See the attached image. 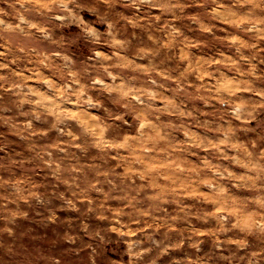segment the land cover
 <instances>
[{"label":"clouds","instance_id":"obj_1","mask_svg":"<svg viewBox=\"0 0 264 264\" xmlns=\"http://www.w3.org/2000/svg\"><path fill=\"white\" fill-rule=\"evenodd\" d=\"M0 264H264V0H0Z\"/></svg>","mask_w":264,"mask_h":264}]
</instances>
